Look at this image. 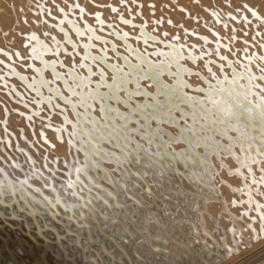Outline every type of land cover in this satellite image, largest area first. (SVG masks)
Masks as SVG:
<instances>
[{
  "label": "bare ground",
  "instance_id": "obj_1",
  "mask_svg": "<svg viewBox=\"0 0 264 264\" xmlns=\"http://www.w3.org/2000/svg\"><path fill=\"white\" fill-rule=\"evenodd\" d=\"M75 5H79V8ZM245 5L248 8H245ZM60 8L69 13V18L76 20L81 30L85 24L90 25L96 29L97 35L111 40L121 54L127 53L123 42L109 35L113 30L121 34L128 32L129 43L141 51L151 52L155 48L163 47L161 44H154L152 40H149L148 45L144 44L139 26L145 24V30L150 35L160 40L185 44L187 46L184 49L185 54L191 50L194 55L199 56L201 52L211 50V56L205 55L195 63L183 61L185 66L193 71L209 76L205 67L206 60H213L214 63L210 66L218 75L220 69L217 65L220 63L227 65V61L219 60L217 51L220 55L226 56L228 61H239L237 68L241 63H248V55L253 53L258 56L264 55V47H261L264 44V0H135V3L133 0H0V62H2L0 74H5V79L0 80V264H96L97 257L101 259L102 264H143L144 260H151L153 264H163L164 261H170L171 264H201L200 259L191 255H186L181 261L176 256H168L161 251L167 247L169 252L175 253L177 251L175 244L168 242L165 245L163 239L171 237L182 240L180 232L189 231L187 224H178V221L187 217L184 210L187 206L182 203L185 199L183 190L178 186L176 193L180 195L161 196L158 207L153 196L144 191L139 193V199L143 201L145 208L150 209L144 213L148 217L146 227L154 236L159 234L153 241L155 251L150 249L147 241L137 236V243H123L127 255H122L90 221L78 222L71 218V210L65 207V203L75 202V199L68 196L61 185L68 179L66 173L70 166H74L75 158L78 157L82 161L83 154L76 153L75 149L69 146V137L66 133H60L58 137L56 128L63 125L60 110L51 111L46 105L31 103L34 93L27 89L25 81L20 79L21 75L30 78L34 74L28 67L29 64L41 66L39 61L30 59L31 47L35 42L29 41L28 37L33 33L53 49V53L47 54L45 59L49 63L57 61V71L66 72L76 65L77 72L86 75V70L78 67L83 48L78 47L75 52L79 55H76L71 45L65 43L64 34L57 27L59 21L63 19ZM80 8L84 9L82 14ZM112 8H116L117 11L113 12ZM248 9L256 11L260 19L252 16ZM97 13H100V19L104 21L103 26L96 20ZM121 16L131 20L137 27L123 24ZM161 20L162 24L153 23ZM109 24L113 27L109 28ZM59 27L65 28L78 45L87 42L86 39L77 37L66 23ZM164 32L168 33L167 37L163 35ZM177 35L179 40L173 41V37ZM53 37L60 41L62 46L59 55L54 54L57 46ZM203 37L207 38V43ZM93 43L96 44L94 54H97V49L107 47L108 55L111 57L109 62L122 63L111 50V44L105 46L99 41ZM4 52L9 55H4ZM17 52L20 53L19 56L16 55ZM61 63L63 67H60ZM258 64L259 61L252 64V70L257 74ZM9 65L20 75L6 74L9 73ZM105 71L111 79L112 73ZM225 71L230 73V68L226 66ZM45 78L54 79L51 71L45 73ZM163 79L172 83L167 76ZM186 79L194 86H202V81L196 76ZM57 84L63 90V85L59 81ZM142 84L149 92L155 91V86H150V81H143ZM65 94L67 95L66 92ZM135 99L141 103L144 100L143 97ZM118 107L121 111L127 110L122 104ZM37 111L40 112L39 116L35 115ZM66 114L74 119L70 109ZM95 115L100 116L98 106ZM176 115L179 117V113ZM29 116L32 117L31 120L28 119ZM180 123L186 126L183 120ZM161 126L173 135H179L176 127L169 124ZM68 127L70 130V126ZM131 127L136 125L132 124ZM152 127H157L155 122H152ZM135 139L144 143L138 136ZM103 146L114 150L107 144ZM185 147L183 142L173 144L176 151ZM19 149L24 151L21 152ZM198 150L203 152V149ZM28 157H31L35 164H32ZM17 163L20 165L19 168L15 167ZM211 163L215 169L211 183L215 185L218 194L214 201L207 203L206 211L203 200L196 202L200 210L204 211L207 228L214 232V236L205 238L209 249L204 250L208 253L204 259L215 261V264H264V234H261L258 214L254 210V205L250 208L247 203H240L249 199L250 192L255 202L264 204V184L252 183L253 176L257 180L264 176V172L261 171L264 164L252 165L253 171L250 174L246 167H241V164L229 155L222 154L221 157L213 155ZM104 167L112 172L115 180L121 179L119 172L114 170L116 166L113 163L106 162ZM237 169L244 175H238ZM92 175L102 177L103 174L94 171ZM124 179L125 183H130L127 178ZM145 179L152 192L157 195L173 188L172 184H168L167 188L164 184L157 186L151 176ZM98 182L110 191H116L105 179L101 178ZM53 185L59 190H54ZM133 191L136 189L133 188ZM205 192L207 193L206 189ZM207 195L211 196L213 193ZM120 200L122 205H127L129 219L135 223L138 219L134 214V211H138L135 202L130 197H120ZM232 201L237 203L233 204ZM95 208L98 216L103 213L111 218L117 214V209L111 206V201L109 206L97 203ZM245 212H248V216H244ZM118 215L121 221L125 219L123 211H119ZM212 215L219 220L216 226L218 232L215 231L210 218ZM229 217L236 218L237 228H246L247 223L251 222L249 217H255L256 224L253 227L256 232L250 229L245 231L244 239L238 245H234L232 235L228 231L234 225ZM99 222L105 231L112 229L118 240L120 237H126L123 229L119 225H113L111 219L105 220L101 217ZM170 224L176 227H170ZM225 233L226 243L234 248L231 254H228L225 248L211 247ZM201 249L202 244L194 245V251L198 254L201 253Z\"/></svg>",
  "mask_w": 264,
  "mask_h": 264
},
{
  "label": "snow or ice",
  "instance_id": "obj_2",
  "mask_svg": "<svg viewBox=\"0 0 264 264\" xmlns=\"http://www.w3.org/2000/svg\"><path fill=\"white\" fill-rule=\"evenodd\" d=\"M75 7L79 8V5ZM244 7L248 8L247 5ZM248 10L251 11L252 16L260 19L256 11ZM112 11L116 12L117 9L112 8ZM60 12L63 13V19L59 21V25L66 23L77 37L87 41L78 45L71 39L65 28L57 25L59 31L64 34L65 43L71 45L74 52L78 47L83 48L78 67L86 70V75L79 74L76 65L67 69L66 72L57 71L58 62L49 63L45 59L47 54L53 53V49L33 33L28 37L29 41L35 42L31 47L30 59L39 61L41 66L29 64L28 67L34 74L30 78L21 75L20 79L25 81L26 88L34 93L31 103L39 106L46 105L51 111L60 110L63 125L56 128L58 137L60 133H66L69 137V146L75 149L76 153L83 154L82 161L78 157L75 158L74 166H70L66 173L68 179L61 185L63 191L75 199V202L65 203V207L71 210V218L78 222L90 221L106 240L120 250L122 255H127L123 243H137V236L147 241L150 249L155 251L153 241L159 234L154 236L146 227L148 217L144 213L150 209L145 208L143 201L139 199V193L144 191L153 196L158 207L161 196L180 195L176 193L178 186L183 190L185 197L182 203L187 206L184 209L187 217L178 221V224H187L189 231L188 233L180 232L182 240L171 237L163 239L165 245L168 242L175 244L177 249L175 253L169 252L167 247L161 251L168 256L174 255L181 261L186 255H191L200 259L201 264H215V261L210 262L204 259V256L208 255L204 250L209 249L205 238L214 236V232L207 228L204 221V211L207 210V203L214 201L218 194L215 185L211 183L215 173L211 157L229 155L240 163L241 167H246L250 174L253 171L252 165L264 164V66H261L264 65V55L258 56L254 53L248 55V63H241L237 68L239 61H228L226 56L220 55L217 51L219 60L227 61V65L225 63L217 65L220 69L218 75L210 66L214 63L213 60L208 59L205 61V67L209 76H204L185 66L183 61L195 63L205 55L211 56V50L201 52L199 56L194 55L191 50L185 54L184 49L187 47L185 44L160 40L152 36L146 32L145 24L139 26L144 44L148 45L149 40H152L154 44H161L163 47L155 48L151 52L141 51L129 43L128 32L121 34L113 30L109 35L122 41L127 53L121 54L116 44L97 35L96 29L92 26L85 24L84 29L81 30L76 20L69 18L68 12H65L63 8H60ZM80 12L82 14L84 9L80 8ZM96 20L103 26L104 21L100 19V13L96 14ZM120 20L125 25L137 27L123 16ZM153 23L162 24L163 21H153ZM171 23L169 20V24ZM108 27L113 26L109 24ZM163 35L167 37L168 33L164 32ZM139 38L136 37V39ZM202 39L207 43L206 37ZM177 40H179L178 35L173 37V41ZM53 41L57 46L54 54L59 55L62 47L60 41H57L55 37ZM94 41H99L105 46L111 44V50L122 63L109 62L111 57L108 55L107 47L97 49V54H94L93 49H96ZM261 47H264V44ZM3 54L9 55L7 52ZM75 54L79 55L78 52ZM16 55L19 56L20 53L17 52ZM150 57L158 59L153 60ZM256 61L260 62L257 65L259 74L252 70V64ZM226 66L230 68V73L225 71ZM60 67H63L62 63ZM8 69L9 73L6 74L20 75L10 65ZM105 70L112 73L111 79L108 78ZM48 71H51L54 79L45 78V73ZM164 76H167L172 83L166 82L163 79ZM191 76L198 77L202 81V86H194L190 83L186 77ZM96 77L98 79H94ZM4 79L5 74H0V80ZM57 81L63 85V90ZM143 81H150V86L154 85L155 91L149 92L143 86ZM136 97H143V102L137 101ZM121 104L127 109L126 111L120 110L118 105ZM97 106L100 112L99 117L95 115ZM25 107L27 108L28 105L26 104ZM69 109L74 119L66 114ZM176 113H179V117ZM35 115L39 116L40 112L37 111ZM28 119L31 120L32 117L29 116ZM181 120L186 126L181 125ZM152 122H155L157 127L153 128ZM4 123L7 124V121ZM132 124L136 127H131ZM164 124L176 127L179 135L168 132L161 126ZM136 136L144 143L137 141ZM180 142H183L186 147L176 151L173 144ZM104 144L114 150L105 148ZM198 149H203V152ZM28 159L35 164L31 157ZM106 162L116 166L114 170L121 176L119 181L115 180L112 172L104 167ZM221 164L223 166L222 160ZM15 167L19 168L20 165L17 163ZM94 171L102 173V177H93ZM236 171L238 175H244L240 169ZM261 171L264 172V168H261ZM147 176H151L157 186L164 184L167 188L168 184H172L173 188L157 195L148 185L145 179ZM101 178L112 185L116 191L103 187L98 182ZM124 178H127L130 183H125ZM252 183L264 184V176H261L259 180L253 176ZM46 186L49 185L46 184ZM52 187L54 190H59L54 185ZM133 188L136 191H133ZM205 189L207 193H213V195H207ZM120 197H130L135 202L138 209L134 211L138 217L135 223L129 219L127 205L121 204ZM198 200L204 201V211H201L199 204H196ZM109 201L111 206L117 209V214L111 218L103 213L98 216L95 205L103 203L109 206ZM232 203L237 202L232 201ZM240 203H247L250 208L254 205L260 221L261 234H264V204L255 202L250 192L249 199ZM119 211L124 212L123 221L119 219ZM244 216H248V212H245ZM101 217L105 220L111 219L113 225H119L126 233V237H120L118 240L112 229L105 231L101 228L99 222ZM210 218L215 231L218 232L219 229L216 226L219 220L214 215ZM229 219L234 225L228 230L234 245H238L244 239L245 231L250 229L256 232L253 227L256 224L255 217H249L251 222L247 223L246 228H237L236 218L229 217ZM170 227H176V225L170 224ZM226 236L227 233L211 247L225 248L228 254H231L234 248L226 243ZM196 244H202L200 254L194 251ZM96 264H102L99 257L96 258ZM143 264H153V261L144 260ZM163 264H171V262L164 261Z\"/></svg>",
  "mask_w": 264,
  "mask_h": 264
},
{
  "label": "rangeland",
  "instance_id": "obj_3",
  "mask_svg": "<svg viewBox=\"0 0 264 264\" xmlns=\"http://www.w3.org/2000/svg\"><path fill=\"white\" fill-rule=\"evenodd\" d=\"M255 258H257V256H256ZM255 258H254V259H255Z\"/></svg>",
  "mask_w": 264,
  "mask_h": 264
},
{
  "label": "water",
  "instance_id": "obj_4",
  "mask_svg": "<svg viewBox=\"0 0 264 264\" xmlns=\"http://www.w3.org/2000/svg\"><path fill=\"white\" fill-rule=\"evenodd\" d=\"M218 262V261H217Z\"/></svg>",
  "mask_w": 264,
  "mask_h": 264
}]
</instances>
